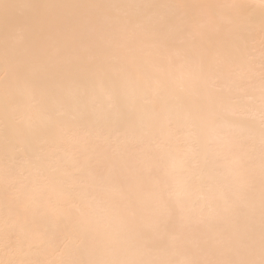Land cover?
<instances>
[{
	"label": "bare ground",
	"instance_id": "6f19581e",
	"mask_svg": "<svg viewBox=\"0 0 264 264\" xmlns=\"http://www.w3.org/2000/svg\"><path fill=\"white\" fill-rule=\"evenodd\" d=\"M0 264H264V0H0Z\"/></svg>",
	"mask_w": 264,
	"mask_h": 264
}]
</instances>
